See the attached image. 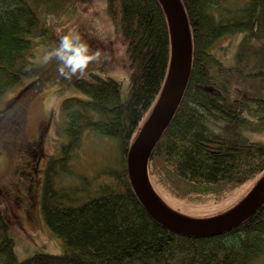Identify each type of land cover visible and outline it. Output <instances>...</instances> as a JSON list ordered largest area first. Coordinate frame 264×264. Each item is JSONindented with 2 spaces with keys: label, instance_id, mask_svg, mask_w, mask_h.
Returning a JSON list of instances; mask_svg holds the SVG:
<instances>
[{
  "label": "trees",
  "instance_id": "trees-1",
  "mask_svg": "<svg viewBox=\"0 0 264 264\" xmlns=\"http://www.w3.org/2000/svg\"><path fill=\"white\" fill-rule=\"evenodd\" d=\"M94 1L122 17L132 67L129 92L124 96L120 80L96 71L75 80L87 96L62 101L67 140L49 161L42 188V213L62 239V250L19 259L1 201L9 191L0 184V264H251L264 254V203L230 231L192 237L154 221L132 189L127 152L139 122L159 99L170 62L169 28L159 0H0V103L39 70L33 39L49 32L39 9L60 6L93 14ZM181 2L192 31L193 64L182 100L149 160L148 176L154 189L159 176L193 201L220 202L241 183L264 175V137L252 135H264V97L235 88V70L215 56L213 46L226 34L264 40V26L255 18H264V0L236 6L231 0ZM238 74L264 79V52L256 68ZM40 87L27 83L0 108V128L23 132L25 105ZM89 132L114 139L124 154L121 167L101 173L92 194L84 180L79 185L59 180L70 173L65 165ZM36 170L32 180L23 178L26 184L36 182Z\"/></svg>",
  "mask_w": 264,
  "mask_h": 264
},
{
  "label": "rangeland",
  "instance_id": "rangeland-1",
  "mask_svg": "<svg viewBox=\"0 0 264 264\" xmlns=\"http://www.w3.org/2000/svg\"><path fill=\"white\" fill-rule=\"evenodd\" d=\"M242 1L231 0V5L236 6ZM93 5L96 6V11L93 14L85 13L81 9L73 11L60 6L48 10L44 7L39 9L41 20L45 21L49 27L46 36H38L33 39L34 60L38 63L39 70L36 75L24 78L19 85L9 90L0 103V108H4L22 87L31 81L41 85L25 105V110L27 109L24 124L25 136L22 137V132L16 135L11 131L10 133L7 127L0 128V184L5 187L7 193L11 192L8 188L13 180V171L20 155H25L23 152L25 147H21V139L24 137L27 140L32 139L37 132V125L49 112L53 114L51 133L47 136L43 151H40L39 148L27 151L31 170L29 172L26 169H19V175L23 176L22 178L25 177L28 180L33 178L31 175L34 168H39L38 171L36 170V175L42 177L36 186L33 181L27 183L29 187L27 194L31 195L30 201H33L27 208L28 217L20 214V202L14 195L8 196L7 194L6 196L5 194L1 198L3 209L11 219L10 233L15 239V251L21 260L40 252L56 254L62 250V239L49 227L42 213L43 179L49 161L60 153L62 144L67 140L66 119L62 111L63 99L69 96H87L75 84L77 78L74 77L69 81L58 75L55 62L47 66L42 65L43 55L58 44L60 36L74 30L89 43L92 50L101 52L100 59L90 64L87 72L96 71L112 76L121 81L124 96H127L129 92L132 67L127 51L128 41L122 31V17L117 13L110 14L101 1H94ZM213 52L227 66L235 70V88L241 87L252 96L264 97L263 78L243 77L238 74L239 69L248 72L256 68V64L260 62L264 52V40H248L243 33L226 34L214 44ZM153 108L154 105L147 110L139 122L135 134H139ZM252 135L264 137L262 134ZM41 153L42 156L38 163L36 160L39 159L38 154L40 156ZM122 157L124 154L114 139L89 132L84 135L82 143L71 157L70 163L65 165V169L70 170V173L61 174L60 183L61 185H79L84 180L92 194L101 180V173L121 167ZM46 159H48L47 163ZM258 178L259 176H255L241 183L229 197L220 202L209 198L193 201L191 196L176 190L173 184H170L166 179L154 176V181L157 195L170 209L185 217L206 219L220 215L238 204L255 186ZM34 190L36 195H34ZM251 264H264V254L253 259Z\"/></svg>",
  "mask_w": 264,
  "mask_h": 264
},
{
  "label": "water",
  "instance_id": "water-1",
  "mask_svg": "<svg viewBox=\"0 0 264 264\" xmlns=\"http://www.w3.org/2000/svg\"><path fill=\"white\" fill-rule=\"evenodd\" d=\"M170 34V62L162 92L127 152V172L138 201L158 224L192 237L223 234L239 226L264 203V175L230 210L206 219L185 217L157 195L148 176L149 160L184 95L193 64V37L181 0H159Z\"/></svg>",
  "mask_w": 264,
  "mask_h": 264
},
{
  "label": "clouds",
  "instance_id": "clouds-1",
  "mask_svg": "<svg viewBox=\"0 0 264 264\" xmlns=\"http://www.w3.org/2000/svg\"><path fill=\"white\" fill-rule=\"evenodd\" d=\"M100 56L99 50H92L89 43L72 30L60 36L58 44L43 55L41 63L47 66L55 62L58 75L71 81L74 77L84 78L89 65L98 61Z\"/></svg>",
  "mask_w": 264,
  "mask_h": 264
},
{
  "label": "flooded vegetation",
  "instance_id": "flooded-vegetation-1",
  "mask_svg": "<svg viewBox=\"0 0 264 264\" xmlns=\"http://www.w3.org/2000/svg\"><path fill=\"white\" fill-rule=\"evenodd\" d=\"M51 121H52V113L49 112L48 115L37 125V132L33 136L32 139H28L26 137L22 138L24 135H22L21 139V147H25V150L23 152L25 155H20L19 161L15 167V170L13 171L14 177L13 180L9 184V196L14 195L16 198H18V201L20 202V214L23 216H27V208L30 206V203H33V201H30V196L28 195V185L24 182L23 176L20 177L19 175V169H26L30 172L31 168L28 164V155L27 151H31L32 149L39 148L40 151H43L45 147V141L47 139V136L51 133ZM18 149V148H17ZM21 151V150H19ZM48 159L45 160L47 163ZM36 183L39 181V179H42L41 176H35ZM34 186V187H35ZM33 195V194H32ZM34 195H36L34 190ZM14 204H16V208H18L17 203L14 201ZM18 211V209H17Z\"/></svg>",
  "mask_w": 264,
  "mask_h": 264
},
{
  "label": "bare ground",
  "instance_id": "bare-ground-1",
  "mask_svg": "<svg viewBox=\"0 0 264 264\" xmlns=\"http://www.w3.org/2000/svg\"><path fill=\"white\" fill-rule=\"evenodd\" d=\"M256 21H258L259 26H264V18L260 15L256 16Z\"/></svg>",
  "mask_w": 264,
  "mask_h": 264
}]
</instances>
